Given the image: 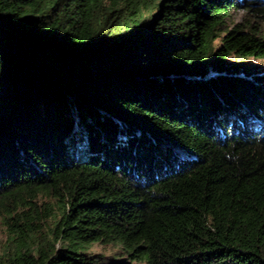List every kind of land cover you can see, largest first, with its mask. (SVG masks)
Returning a JSON list of instances; mask_svg holds the SVG:
<instances>
[{
    "label": "trees",
    "instance_id": "trees-1",
    "mask_svg": "<svg viewBox=\"0 0 264 264\" xmlns=\"http://www.w3.org/2000/svg\"><path fill=\"white\" fill-rule=\"evenodd\" d=\"M252 58L264 0H0V264H264Z\"/></svg>",
    "mask_w": 264,
    "mask_h": 264
},
{
    "label": "rangeland",
    "instance_id": "rangeland-1",
    "mask_svg": "<svg viewBox=\"0 0 264 264\" xmlns=\"http://www.w3.org/2000/svg\"><path fill=\"white\" fill-rule=\"evenodd\" d=\"M233 17L232 20L239 21L241 16L243 15L244 11L242 9H232ZM151 14V10H145L143 11L136 19L134 22H130L128 24V29H132L136 25H141L144 21H146ZM252 61L255 63H259L264 68V59H257V58H252ZM40 204V203H39ZM45 214V212L43 213ZM45 218H43L44 220ZM9 244V234H8V228L4 224L3 219L0 217V255H2L5 251L6 248L8 247ZM118 248L113 245H100V244H92L89 247L90 252L94 253H104V254H112L115 251H117Z\"/></svg>",
    "mask_w": 264,
    "mask_h": 264
}]
</instances>
